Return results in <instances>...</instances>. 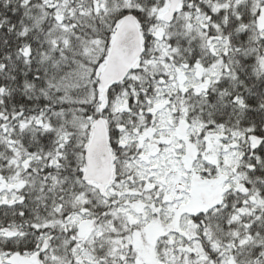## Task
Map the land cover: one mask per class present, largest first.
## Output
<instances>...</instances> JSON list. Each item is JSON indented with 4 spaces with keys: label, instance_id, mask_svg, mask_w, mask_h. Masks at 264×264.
I'll return each mask as SVG.
<instances>
[{
    "label": "snow or ice",
    "instance_id": "6c2138e0",
    "mask_svg": "<svg viewBox=\"0 0 264 264\" xmlns=\"http://www.w3.org/2000/svg\"><path fill=\"white\" fill-rule=\"evenodd\" d=\"M0 264H264V0H0Z\"/></svg>",
    "mask_w": 264,
    "mask_h": 264
}]
</instances>
